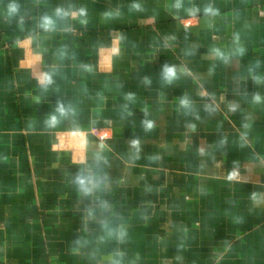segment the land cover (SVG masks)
<instances>
[{
    "label": "crops",
    "instance_id": "1",
    "mask_svg": "<svg viewBox=\"0 0 264 264\" xmlns=\"http://www.w3.org/2000/svg\"><path fill=\"white\" fill-rule=\"evenodd\" d=\"M0 264H264V0H0Z\"/></svg>",
    "mask_w": 264,
    "mask_h": 264
},
{
    "label": "clouds",
    "instance_id": "2",
    "mask_svg": "<svg viewBox=\"0 0 264 264\" xmlns=\"http://www.w3.org/2000/svg\"><path fill=\"white\" fill-rule=\"evenodd\" d=\"M206 12H210L212 15L216 14L215 11L213 9H211V8L206 9ZM57 14L58 15L61 14L60 10H58ZM50 23H51V21L46 19L45 20V27H47ZM165 71H166V77L169 80H171L175 76V71H174L173 68H166ZM255 99L258 101L260 99V97L256 96ZM182 103H187V101H182ZM60 111L63 112V108H61ZM147 123H148V127L150 128L152 126L151 123L150 122H147ZM133 143H135V141ZM234 175H235V173L232 174V176H234ZM232 176H230L229 178L231 179ZM77 183L81 186L82 190L86 194L91 191L90 188L85 186L86 185V181H85V179L83 177H79L78 180H77Z\"/></svg>",
    "mask_w": 264,
    "mask_h": 264
}]
</instances>
